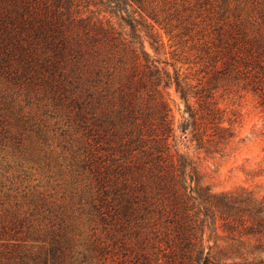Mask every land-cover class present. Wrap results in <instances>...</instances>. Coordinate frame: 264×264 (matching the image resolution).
<instances>
[{"label": "trees", "instance_id": "16d2710c", "mask_svg": "<svg viewBox=\"0 0 264 264\" xmlns=\"http://www.w3.org/2000/svg\"><path fill=\"white\" fill-rule=\"evenodd\" d=\"M234 1L231 20L223 0L212 22L191 0H98L127 31L86 16L90 0H0V77L64 115L73 150L69 207L41 198L42 219L25 232L6 217L0 264H219L218 228L264 246V196L213 191L173 144V86L186 104L181 131L206 152L235 135L219 90L238 87L264 108V0ZM156 26L171 47L192 42L197 83L146 51L145 37L165 46Z\"/></svg>", "mask_w": 264, "mask_h": 264}, {"label": "rangeland", "instance_id": "374dc122", "mask_svg": "<svg viewBox=\"0 0 264 264\" xmlns=\"http://www.w3.org/2000/svg\"><path fill=\"white\" fill-rule=\"evenodd\" d=\"M97 1L90 0V6H81L86 16L111 18L118 28L129 30L120 16L111 14ZM154 1L161 5L162 0ZM228 1L224 10H228L225 16L229 18L224 21L233 18L236 6L234 0ZM222 2L191 0L193 8L203 11L212 22H217L219 16L224 15L220 7ZM156 28L165 46L157 52L151 45V39L145 37L146 51L161 61V66H167L172 74L180 70L182 76H189L194 84L197 83L199 73L194 65L192 42H181L171 47L174 43L169 41V36L163 29ZM170 94L177 129L173 144L199 166L205 183L215 192L245 187L263 197L264 108L259 105L257 97L234 86L216 93L218 106L225 112V125L231 126L235 135L219 150L206 152L192 141L191 130L186 134L181 131L184 116L187 117L186 104L175 86L170 89ZM70 131L67 119L53 105L44 106L39 99L28 98L26 93L19 92L0 77V226L5 219L17 215L25 232L32 218L42 219L36 213L38 210L44 212L41 198L53 199L65 208L69 207L63 191L70 179L69 164L73 157ZM37 202L40 207L35 208ZM34 209L36 214L32 217ZM215 236L213 254L219 264H264V246L259 249L255 238H228L221 228Z\"/></svg>", "mask_w": 264, "mask_h": 264}]
</instances>
